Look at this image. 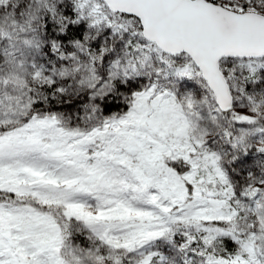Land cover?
Segmentation results:
<instances>
[{
    "label": "snow or ice",
    "instance_id": "snow-or-ice-1",
    "mask_svg": "<svg viewBox=\"0 0 264 264\" xmlns=\"http://www.w3.org/2000/svg\"><path fill=\"white\" fill-rule=\"evenodd\" d=\"M0 264H264V0H0Z\"/></svg>",
    "mask_w": 264,
    "mask_h": 264
}]
</instances>
